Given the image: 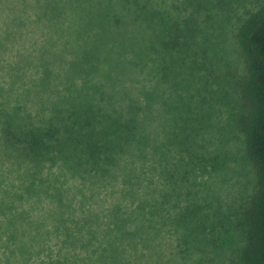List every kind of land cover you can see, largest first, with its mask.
Returning <instances> with one entry per match:
<instances>
[{"label":"rangeland","instance_id":"rangeland-1","mask_svg":"<svg viewBox=\"0 0 264 264\" xmlns=\"http://www.w3.org/2000/svg\"><path fill=\"white\" fill-rule=\"evenodd\" d=\"M24 1L28 6L20 13L26 20L22 38L17 36L9 46L14 50L4 53L6 62L0 73V80L12 85L14 99H24L30 109L45 104L47 115L54 103L68 106L60 103L57 91L67 96L76 94V85L81 89L91 78L101 80L96 83L103 84L107 94L122 91L139 95L137 89L142 83L151 94L146 143L133 141L119 149L118 162L110 174L101 179L87 171L74 177L69 168L73 163L42 164L45 174L60 178L62 183L56 186L74 206L60 208L59 199L43 195L46 211L63 212L64 228L49 258H37L33 264L51 260L55 264H244L258 176L243 129L252 105L245 94L249 73L238 31L264 6V0H149L163 22L156 17L150 24L148 57L152 61L148 58L140 82L133 79L141 73L142 65H131L128 60L130 72L119 70L118 81L111 84L104 73L107 62L100 59L97 71L82 57L84 74L74 76L72 90L66 84L72 65L78 62L73 63L77 51L69 33L81 13L86 17L97 0ZM16 3L5 1L7 17H12ZM56 5L60 6V16L50 18ZM37 11L46 14L41 29L35 30L32 22ZM127 20L126 25L113 23L111 34L130 37L136 23L131 15ZM61 25L69 33L61 34ZM53 42L57 51L68 45L61 58L50 56V48H42ZM143 42L145 39L138 36L132 40L124 58L133 60ZM40 49L47 53L46 61L38 57ZM32 54L39 65L37 73L28 70L32 60H26L10 75L13 63H20L24 55L32 59ZM107 55L117 53L110 50ZM19 67L27 71L20 79ZM44 73L51 84L41 86L42 81H37L40 85L35 86ZM23 88L33 91L22 97ZM128 102L120 100L117 104L126 107ZM3 172L0 167V174ZM6 180V185L13 182L17 187L23 182L13 172ZM19 211L17 216L25 218L21 203ZM3 216L0 214L2 221Z\"/></svg>","mask_w":264,"mask_h":264},{"label":"trees","instance_id":"trees-1","mask_svg":"<svg viewBox=\"0 0 264 264\" xmlns=\"http://www.w3.org/2000/svg\"><path fill=\"white\" fill-rule=\"evenodd\" d=\"M5 1L0 0V73L4 70L3 62H6L4 53L13 49L9 46L14 43L17 36L22 38V27L26 20L20 16V13L28 6L26 1L19 0L22 3L20 6L17 0L12 17H7L4 14L7 10ZM49 1L57 2L48 0V3H51ZM37 2L40 4L39 0ZM149 2V0H97L96 6L93 4V9H89L86 17L81 13V17L76 19L77 26L72 29V34L67 27L61 25L62 29H59L61 34L68 32L72 36L77 51L76 61L73 63L78 62V64L72 65L73 72L69 75L66 84L70 90L75 86L74 76L84 74L82 66L84 57L89 60L93 68H97V71L99 63H102L100 59L107 62L108 70L104 73L111 84H116L118 81L116 74H119V70L130 72L128 60L131 65H142L141 73L135 74L133 81L140 80L144 75L143 71L146 70L148 58L152 61L148 57L149 48L152 46V43L148 44L150 24L156 22V17L160 18L159 23L163 22L160 13L151 8ZM114 7L116 10L113 9ZM53 8L56 10L50 18L60 16V6L56 5ZM45 14L40 11L35 13L32 22L35 30L42 27V18ZM127 15H131L133 19L131 21L136 23L134 31L130 32L131 36L118 38L115 34H111L110 28L113 23L116 26L129 24L130 20L126 21ZM138 26L142 27L139 31ZM124 32L125 30L121 35ZM137 36L145 39V43L141 44L144 47L138 49L133 60L124 58V53ZM238 40L243 48L249 73L245 81V94L252 105L243 129L247 152L256 166L258 176V190L253 198L249 216L250 227L244 264H264V6L244 21L238 31ZM87 45L92 47L87 48ZM67 47L66 44L57 51L56 42H53L42 48H50L52 51L47 50L50 56L61 58ZM110 50L116 51L117 55H107ZM39 51L38 57L46 61L47 53H41V49ZM36 52L37 50L35 52L33 50V53ZM26 60H32L29 63V71L36 73L39 71V65L34 61L37 58L34 55L32 59L26 58L24 55L20 63H13L10 75ZM74 69L82 72H75ZM26 72L19 67L17 78L23 77ZM113 72L115 74L111 76ZM53 80H56L55 75ZM37 81H42L41 86L50 85L52 82L45 73L42 74V78L36 80L35 86L40 85ZM98 81L101 80L86 79L81 89L76 85L77 93H72L70 96L62 95L57 91L60 103L68 106L64 108L54 103L53 109H48L50 112L46 115L45 104L30 109L24 99L22 102L14 99L12 85L9 82L0 80V167L6 172L0 174V214L5 218L4 221L0 220V246H4L0 247L2 248L0 264L4 259L5 248H7V264H33L37 258H49V254L53 252V243L64 228L61 224L64 214L61 210L46 211L43 195L55 196V199H59L60 208L72 209L74 206L68 198H65L61 187L56 186L62 183L60 178L45 174L42 164L43 166L45 162L56 164L58 161L63 162L64 165L73 163L69 168L73 169L74 177L80 172L90 171L95 172V176L102 179L105 174H110L111 167L118 162L117 152L125 144L129 142L133 144V141L146 143L149 137V133L145 132L147 109L149 110L151 99L146 84L142 83L141 88L137 89L139 95H130L122 91H112L107 94L104 92V85L96 83ZM32 91L31 88H23L21 96L31 94ZM120 100L122 102L128 100V105L123 107V104H117ZM47 103L50 101L47 100ZM74 167L81 171H76ZM12 172L16 178L23 179L18 187L13 182L6 185V177ZM44 179L48 183L46 186ZM52 189L54 192L50 195ZM20 203L25 218L17 216L20 213ZM12 244L16 247H11ZM46 264H55V261L51 260Z\"/></svg>","mask_w":264,"mask_h":264},{"label":"clouds","instance_id":"clouds-1","mask_svg":"<svg viewBox=\"0 0 264 264\" xmlns=\"http://www.w3.org/2000/svg\"><path fill=\"white\" fill-rule=\"evenodd\" d=\"M8 256H7V248H5V255L2 264H7Z\"/></svg>","mask_w":264,"mask_h":264}]
</instances>
